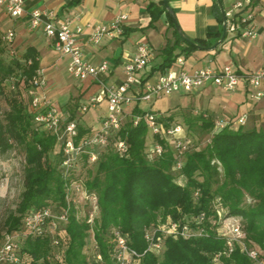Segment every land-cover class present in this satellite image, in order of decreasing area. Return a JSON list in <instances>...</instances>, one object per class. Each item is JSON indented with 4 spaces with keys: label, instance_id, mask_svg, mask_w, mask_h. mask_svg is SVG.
I'll use <instances>...</instances> for the list:
<instances>
[{
    "label": "trees",
    "instance_id": "16d2710c",
    "mask_svg": "<svg viewBox=\"0 0 264 264\" xmlns=\"http://www.w3.org/2000/svg\"><path fill=\"white\" fill-rule=\"evenodd\" d=\"M80 2L69 0L68 5ZM146 11L150 16L147 27H154V22L165 13L173 34V40H166L160 49L161 61L151 67L150 77L153 71L165 72L177 57H188L196 47L179 37L162 0L148 3ZM211 11L220 26L216 34L219 38L221 15L215 0ZM192 41L204 45L197 39ZM2 42L8 49L0 37V45ZM38 67L39 54L33 46L26 47L20 58L9 62L0 58V96L3 86L9 82L11 87L7 106L0 110V154L14 146L21 147L24 153L23 190L15 209L3 221V231L18 229L23 214L32 209L52 203L58 211L68 207L66 221L54 233L61 248L58 260L46 259L54 251L51 235L29 237L23 247L32 257L28 264H39L41 258H45L46 264H100L93 256L100 253L108 260L112 228L126 236L132 248L142 251L146 247V230L167 219L186 223L192 231L201 229L202 233L182 237L157 231L163 241L161 254L145 253L139 264H255L238 249L228 255L222 253L224 239L216 231L218 207L223 209L224 216L240 217L248 244L258 248L259 256L264 258V130L238 126L212 132L214 120L199 113L194 117L196 122H187L189 126L198 123L204 131L212 132L210 142L200 150L185 152L181 167L175 169L173 146L151 134L143 120L133 124L128 119L112 134L95 162L89 163L86 154H82L64 176L61 145L53 134L38 132L33 113L20 98L23 90H29V80ZM75 111H69L65 121L75 118ZM131 111L142 113L138 106ZM161 120L165 126L171 125L169 117L162 116ZM89 130L78 124V138L89 134ZM117 139L127 146L122 155L113 146ZM154 140L163 146L159 156L149 152ZM179 176L184 178L182 184L176 181ZM72 180H79L90 198L72 194L67 201L66 189ZM93 205L97 213L89 223L87 215ZM78 207L85 208L82 218L77 215ZM90 233L92 253L88 256L85 249ZM216 254L220 255L214 260Z\"/></svg>",
    "mask_w": 264,
    "mask_h": 264
},
{
    "label": "built area",
    "instance_id": "2783aa9c",
    "mask_svg": "<svg viewBox=\"0 0 264 264\" xmlns=\"http://www.w3.org/2000/svg\"><path fill=\"white\" fill-rule=\"evenodd\" d=\"M251 4V0H237L231 9L225 10L227 30L233 31L239 37L248 40L255 39L257 36L253 24ZM0 7L12 18L20 17L25 12L23 0H0ZM233 18L235 21H232ZM126 20L127 14L120 13L107 25L87 23L84 27L80 25L72 27L69 19H58L51 10L33 9L28 12V29L41 28L44 36L51 40L52 48L56 54L61 58H68L67 73L74 80L90 79L97 81L100 86L101 94L91 95L82 101L78 107V113L83 114L90 107L101 101L105 102L104 114L100 118L99 125L90 128L89 134L78 138L77 118L68 121L62 120L57 106L46 97L43 91L37 92V89H42L45 85L44 69L38 67L29 80L30 87L27 94L30 96V100L28 107L33 113L34 124L37 128L42 127L46 132L53 134L61 145L63 156L61 166L64 176L68 174L70 168L76 166L82 154H86L89 163L95 162L99 151L108 144L112 134L128 119H131L133 124L143 120L151 134L170 143L176 156V163L173 168L179 169L183 163L184 151V145L178 138L182 129L179 124L165 126L161 120L162 112L154 110L152 106V103L157 99L168 97L173 93H190L206 82H210L224 91H234L239 84H242L251 99L264 98L263 68L239 72L232 64H226L221 67L204 66L185 70L181 67L182 58L177 57L172 66L165 72L158 73L152 80L144 78L142 74L149 67L151 61V50L145 41L138 42L134 53L125 62L122 80L119 83L104 82L100 75L108 72V62L103 60L97 65L87 62L83 58L78 38L83 33L84 28L89 29V40L93 43H98L103 36H118L122 34L123 23ZM2 39L8 46L10 53H13L12 32H6ZM174 63L178 69L174 68ZM141 103L147 104L148 107L139 108L142 113L134 114L131 111L132 108ZM244 121V115L239 116L234 122L226 118L216 119L213 121V132L224 127L232 128ZM113 146L120 155L127 150L126 143L120 139L113 142ZM162 151L163 146L159 141L154 140L150 143L149 152L152 155L159 156ZM72 194H79L84 199L90 198L79 180H72L68 185L65 194L67 201ZM218 206L219 202L216 199V207ZM96 213L97 207L93 205L87 215V222L92 223ZM223 213V209L218 207L216 231L224 239L225 246L222 253L228 255L238 249L252 262L264 264V258L259 256L258 248L248 244L242 230L240 217L224 216ZM67 214V206L59 211L51 206H44L25 212L21 218L20 227L10 232H4L0 240V264H28L32 257L26 254L23 249L25 241L29 237L45 235L52 236L51 244L54 247L53 254L47 255L46 259L58 260L60 242L54 233L66 221ZM157 231L182 237L202 233L201 229L192 231L186 223L180 224L167 219L166 222L146 230L144 234L146 247L142 251H137L129 245L126 236L118 229L112 228V247L108 260H104L100 253L94 254V260L100 264H139L145 253L149 252L159 256L162 252L163 241L162 237L157 235ZM93 244L95 247V242ZM219 255L216 254L214 260ZM44 259H39V264H46Z\"/></svg>",
    "mask_w": 264,
    "mask_h": 264
},
{
    "label": "crops",
    "instance_id": "0c3cea01",
    "mask_svg": "<svg viewBox=\"0 0 264 264\" xmlns=\"http://www.w3.org/2000/svg\"><path fill=\"white\" fill-rule=\"evenodd\" d=\"M158 1L81 0L76 5H68L69 0H23L25 12L17 18L9 17L0 7V29H3L5 33L12 32L14 48L33 46L38 51L39 67L44 69L45 85L42 89H37V92L43 91L50 99L48 94L54 86L77 83L83 99L86 100L91 95L101 94L98 82L90 79L74 80L66 70L68 58H61L56 54L51 40L44 36L41 28L28 29V12L33 9L51 10L58 19H69L72 27L76 25L84 27L87 23L107 25L117 14H127V20L123 23V32L118 36H103L98 43H93L89 40V29L84 28L78 38L83 58L87 62L92 65H97L103 60L108 62L109 70L106 74H101L100 78L106 83H119L123 77V66L140 41L147 42L151 50L150 65L142 76L152 80L160 73L153 71L148 77L151 67L161 61L160 49L166 44V40H173V34L165 13H162L154 22V27H147L150 16L146 11V5L157 4ZM213 1L168 0L185 36L190 40L197 39L203 42L204 45H200L202 47H208L218 39L216 34L220 26L211 11ZM221 1L224 10H229L237 0ZM250 8L253 11V24L257 32L255 39L241 38L235 32L227 30L222 42L213 50L201 48L194 50L186 58L179 56L183 60L181 67L191 70L197 67H221L232 64L239 72L264 69V0H255ZM174 68L178 69L175 63ZM48 77L51 79L47 81ZM48 84L52 87L50 88ZM178 94L184 98L174 105L194 107V111L205 113L213 120L226 118L234 122L239 116L244 115L245 121L232 128L241 126L244 129L264 130V98L251 99L242 84H239L234 91H224L206 82L197 90ZM166 100L167 97L155 100L152 103L154 110L162 112L167 108ZM137 106L138 108L148 107L145 103ZM57 108L61 116L60 106ZM89 110L91 115L85 120L87 126L96 122L98 125L100 117L104 114L105 102L101 101Z\"/></svg>",
    "mask_w": 264,
    "mask_h": 264
},
{
    "label": "rangeland",
    "instance_id": "374dc122",
    "mask_svg": "<svg viewBox=\"0 0 264 264\" xmlns=\"http://www.w3.org/2000/svg\"><path fill=\"white\" fill-rule=\"evenodd\" d=\"M4 34V30L0 29V37L4 36ZM24 50L25 48L15 47L13 53H10L9 49H7L2 42V45H0V58L5 62H9L13 59L20 58ZM49 79L51 78L48 77L47 81ZM9 85L10 83L8 82V85L6 84L2 87V93L0 96V110H4L6 108V99L11 95V87ZM49 85L50 84H48V86ZM49 87L51 88L52 86ZM82 95L83 94L80 92V87H78L77 83H65L51 88L48 97L52 103L60 106L62 111V120H65L69 114V111L75 108V118H77L78 124L87 129L92 127L95 128L99 125H97L98 122L88 126L85 122V120L90 117L91 110H88L83 114L78 113V107L80 106V103L85 100L83 99ZM20 98L24 101V104L30 111L28 107V94L24 92V90L20 95ZM183 98L184 97L178 93H173L168 96L166 100V106L168 107L162 110V116L164 118H170L169 124H179L181 126L182 131L178 134V138L184 145V157L185 152L204 148L210 142L213 131H204L201 129L198 123H193L189 126L187 119L196 122L194 117L202 112L194 111V107L191 106L174 105L178 100ZM38 132L41 134H46V131L43 130L42 127H38ZM147 135V138H149L150 134L148 133ZM23 155V149L19 146H14L5 154H0V240L4 234L2 228L3 221L9 212L15 209L17 203L19 202L20 194L23 190ZM176 181L178 183H183L184 178L179 176L176 178ZM51 207L56 209V204L52 203ZM84 212L85 208L77 209V215L80 218L83 217ZM86 240L87 246L85 252L88 256H90L92 253L91 243L93 241L91 233Z\"/></svg>",
    "mask_w": 264,
    "mask_h": 264
},
{
    "label": "water",
    "instance_id": "95a60500",
    "mask_svg": "<svg viewBox=\"0 0 264 264\" xmlns=\"http://www.w3.org/2000/svg\"><path fill=\"white\" fill-rule=\"evenodd\" d=\"M162 1H163V7L165 9V12L169 15V18L171 19V21L173 23V27H174L175 31L177 32L179 37L183 41H185L186 43L194 45L196 47V49L204 48V49H208V50H213L224 39V37L226 35V31H227V22H226V17H225V10H224V7H223L221 0H215L216 4L218 6V9H219L220 15H221V34H220L219 38L213 44H211L208 47H202V46L198 45L197 43L193 42L192 40H190L189 38H187L185 36V34L183 33L182 29L180 28L174 12L168 4V0H162Z\"/></svg>",
    "mask_w": 264,
    "mask_h": 264
}]
</instances>
